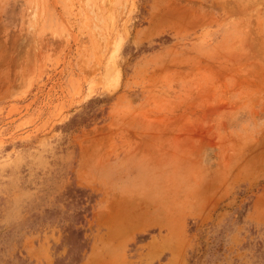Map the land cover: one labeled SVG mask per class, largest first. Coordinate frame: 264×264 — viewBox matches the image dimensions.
Wrapping results in <instances>:
<instances>
[{
  "label": "rangeland",
  "instance_id": "374dc122",
  "mask_svg": "<svg viewBox=\"0 0 264 264\" xmlns=\"http://www.w3.org/2000/svg\"><path fill=\"white\" fill-rule=\"evenodd\" d=\"M163 260L264 264V0H0V264Z\"/></svg>",
  "mask_w": 264,
  "mask_h": 264
},
{
  "label": "crops",
  "instance_id": "0c3cea01",
  "mask_svg": "<svg viewBox=\"0 0 264 264\" xmlns=\"http://www.w3.org/2000/svg\"><path fill=\"white\" fill-rule=\"evenodd\" d=\"M139 200L142 202L141 199ZM129 204H131V202ZM142 204L143 206H146L145 202H142ZM152 208H153V213L141 214L140 218L133 211H132L133 212L132 216L129 215L125 217L126 219L122 224L123 226L124 224L127 225L126 231H128L130 234H134L137 231L144 230L145 228H148V227H157V228L162 227L168 230V207L164 209V212H162L161 209L156 204L152 205ZM157 210H160V211H157ZM158 213L160 214L159 217H157ZM166 263H167V260H163L162 262H160V264H166Z\"/></svg>",
  "mask_w": 264,
  "mask_h": 264
}]
</instances>
